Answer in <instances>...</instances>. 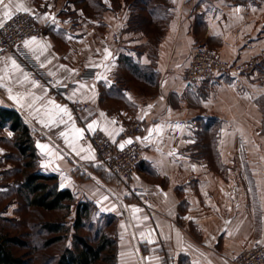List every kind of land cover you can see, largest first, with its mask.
<instances>
[{"label":"crops","instance_id":"crops-1","mask_svg":"<svg viewBox=\"0 0 264 264\" xmlns=\"http://www.w3.org/2000/svg\"><path fill=\"white\" fill-rule=\"evenodd\" d=\"M13 4H23L47 28L37 44L21 48L55 84L94 70L60 96L35 81L18 58L0 56V110L14 111L30 129L40 174L55 177L75 203L90 204L93 217L115 220V264H233L238 252L264 243V0ZM196 47L231 64L258 62L241 74L187 82L184 71ZM8 88L12 96L24 94L23 107ZM49 100L67 107L71 120L45 127L40 121L47 122ZM72 103L86 109L76 113ZM132 123L142 125L141 133L123 136ZM73 126L84 129L82 137ZM10 127L0 123V193L12 184L5 172L20 160ZM96 130L120 148L128 141L143 145L129 180L95 167V150L84 135ZM133 188L146 196L144 204Z\"/></svg>","mask_w":264,"mask_h":264},{"label":"built area","instance_id":"built-area-1","mask_svg":"<svg viewBox=\"0 0 264 264\" xmlns=\"http://www.w3.org/2000/svg\"><path fill=\"white\" fill-rule=\"evenodd\" d=\"M47 33L44 25L38 24L34 16L29 12H16L12 19L5 20L3 27H0V56L11 55L21 61L23 67L31 74L35 81L42 82L50 90L60 96H67L75 88L76 83L82 80L91 79L94 70L82 69L76 76L74 83L57 85L51 76L43 71L34 61H32L21 46L25 40L32 37H41ZM264 58V53L262 55ZM258 60L247 64H231L222 60L214 50L206 47H196L192 53L189 63L184 71V80L187 82L205 80L216 75L241 74L248 72L253 64ZM72 108L76 113L86 109L85 104L72 103ZM140 123L126 124L123 127L122 135H137L141 133ZM84 139L90 142L96 153L95 167L110 175H114L121 181L129 180L137 170V166L142 161L143 145L138 141H131L123 147H117L101 130L86 133ZM131 192L137 200L144 204L146 196L140 189L133 188ZM233 264H263L264 263V243L254 242L252 246L238 252L232 258Z\"/></svg>","mask_w":264,"mask_h":264},{"label":"trees","instance_id":"trees-1","mask_svg":"<svg viewBox=\"0 0 264 264\" xmlns=\"http://www.w3.org/2000/svg\"><path fill=\"white\" fill-rule=\"evenodd\" d=\"M9 122L10 129L16 132L15 149L23 160L28 162L23 164L25 171L22 184L16 182L17 194L24 195L27 205L40 208L46 211L69 208L75 199L69 190L59 189L56 178L45 176L38 171L37 155L33 146L30 129L25 125L20 117L10 110H0V123ZM100 172V170H99ZM103 172V171H102ZM113 176V175H112ZM18 181V180H17ZM51 183V184H50ZM93 207L88 203H75V229L82 226V221H90ZM110 219H113L112 217ZM45 232L55 236L46 242L61 239L62 234H66V229L60 223H46ZM57 235V236H56ZM72 248H64L53 264H94L95 262L106 260L110 264H115L116 244L104 232L96 234L94 242L88 241L84 236L75 233ZM10 243L23 244L16 237H8L0 233V264H27L22 257L15 256L9 248Z\"/></svg>","mask_w":264,"mask_h":264},{"label":"rangeland","instance_id":"rangeland-1","mask_svg":"<svg viewBox=\"0 0 264 264\" xmlns=\"http://www.w3.org/2000/svg\"><path fill=\"white\" fill-rule=\"evenodd\" d=\"M21 158L20 156L19 161H14L15 166L9 172H5L4 179L11 181L12 184L6 191L0 193V233L9 238L16 237L23 243L22 245L10 243L9 248L15 256L22 257L27 264H53L64 248H72L75 233L94 242L95 235L104 232L116 244L120 232L114 219L92 216L90 221L83 220L82 226L75 229V202L69 208L52 211L28 206L24 195L19 196L16 192L18 188L16 182L22 184L27 171L23 164L28 162V159ZM46 223H60L67 230L66 234H62L60 240L47 245L46 242L55 236L45 232ZM94 264L110 262L101 260Z\"/></svg>","mask_w":264,"mask_h":264},{"label":"snow or ice","instance_id":"snow-or-ice-1","mask_svg":"<svg viewBox=\"0 0 264 264\" xmlns=\"http://www.w3.org/2000/svg\"><path fill=\"white\" fill-rule=\"evenodd\" d=\"M0 6H2V10H3V17L0 18V27H3V23L5 20H9V19H12L13 17V7L15 8V12H20V11H25L27 12L28 9L24 7L23 4H13V0H8V3H5V0H0ZM53 23H55V18L53 17ZM37 40H36V37H32L30 38V40H25L24 41V45L25 47H28L30 44H37ZM39 47L43 50L44 46L43 45H39ZM107 52V50H105ZM110 55V53H109ZM43 66V65H42ZM11 67L12 69L16 70V71H19V65L16 64L15 60H11ZM7 75V73H6ZM23 78H24V81H27L29 78H28V75L26 73L23 74ZM5 80V76H0V87H5L3 81ZM18 83H23V81H17ZM32 86L33 87H40L38 84H36L34 81L32 82ZM81 87H83V85H81ZM7 91L9 92L10 96L9 98L10 99H14L16 100L17 103H20L21 104V107L24 106V104L21 103V101L24 100V94L23 93H20L16 96H12L11 93H12V89L11 88H8ZM75 94V93H74ZM31 95V94H29ZM35 99H40L39 97H33V100ZM49 104L52 105V107L50 109H46L45 110V116L47 117V122H45V120H41L40 122L45 126V127H51L53 125H57L58 124H65L67 123V121H65L64 117L67 116L68 117V120H71V115L69 113V110L67 109V107L65 106H61L59 104H56L54 101H51L49 100L48 102ZM29 108L32 107V104H28L27 105ZM151 107V106H149ZM103 115V114H101ZM88 129L89 130H92L93 129V124H89L88 126ZM177 127H179V125H177ZM73 131L77 134V136L79 137H82L83 135V132H84V129H77L73 126ZM151 134V133H150ZM61 136L65 137L66 139V142H69L68 139H67V134L65 132H61L60 133ZM129 143H131V141H128ZM42 150H49V146L46 145V144H40L38 145ZM69 146H72L71 142H69ZM121 147H123V145H121ZM134 211H138V209H134Z\"/></svg>","mask_w":264,"mask_h":264}]
</instances>
